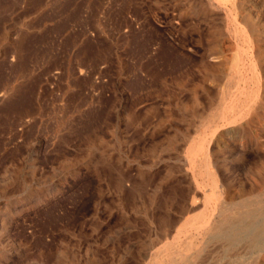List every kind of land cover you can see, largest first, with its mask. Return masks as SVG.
<instances>
[{"label":"rangeland","instance_id":"374dc122","mask_svg":"<svg viewBox=\"0 0 264 264\" xmlns=\"http://www.w3.org/2000/svg\"><path fill=\"white\" fill-rule=\"evenodd\" d=\"M263 127L264 0H0V264H264Z\"/></svg>","mask_w":264,"mask_h":264},{"label":"bare ground","instance_id":"6f19581e","mask_svg":"<svg viewBox=\"0 0 264 264\" xmlns=\"http://www.w3.org/2000/svg\"><path fill=\"white\" fill-rule=\"evenodd\" d=\"M247 21V20H246ZM249 23V22H248ZM250 24V23H249ZM248 25V24H247ZM253 25V24H252ZM252 27V26H251ZM255 27V26H254ZM253 29H255V28H253ZM252 30V29H251ZM254 103V102H253ZM250 104H252V103H250ZM245 105V104H244ZM247 108V107H246ZM242 113V112H241ZM237 116L239 117V113L237 114ZM236 116V117H237ZM230 117V116H229ZM235 117V118H236ZM242 117V116H241ZM234 118V117H233ZM231 120H233V121H236V120H234V119H231ZM231 122V121H230ZM263 125V124H262ZM264 128V127H263ZM229 131V130H228ZM205 140V139H204ZM202 143H204V142H201V145H202ZM198 145V144H197ZM203 146V145H202ZM204 149V148H203ZM206 150V149H205ZM194 151H196V149L194 150ZM198 152H199V149H198ZM209 152V151H208ZM207 152V153H208ZM195 154V153H194ZM211 172V171H210ZM254 181V180H253ZM258 183V182H257ZM226 185V184H225ZM246 185V184H245ZM249 185V184H248ZM258 185V184H257ZM227 186V185H226ZM264 186V185H263ZM198 187V186H197ZM228 187V186H227ZM256 187V186H255ZM239 188H240V186H239ZM252 188V187H251ZM254 188V187H253ZM258 188H259V186H258ZM261 188V187H260ZM219 189H220V187H219ZM222 189V188H221ZM235 189V188H234ZM245 189H247V188H245ZM198 190H199V188H198ZM257 190V189H256ZM262 190V189H261ZM239 191V190H238ZM247 191V190H246ZM245 192V191H244ZM227 193V192H226ZM226 193H225V196H226ZM239 193V192H238ZM220 194V193H219ZM240 194V193H239ZM228 195V194H227ZM245 195V194H244ZM249 195V194H248ZM263 195V194H262ZM252 196V195H251ZM224 197V196H223ZM228 197V196H227ZM258 198H259V196H258ZM237 199V198H236ZM242 199V198H241ZM247 199H249L248 197H247ZM251 199V198H250ZM261 199V198H260ZM244 200V199H243ZM196 201V200H195ZM206 201H208L207 199H206ZM232 200H229L228 202H231ZM234 201V200H233ZM248 201V200H247ZM251 201V200H250ZM249 201V202H250ZM254 201H255V199H254ZM258 201V200H257ZM236 202V201H235ZM241 202V201H240ZM246 202V201H245ZM259 202V201H258ZM258 202H256L257 204H258ZM261 202V201H260ZM209 203V202H208ZM263 203V202H262ZM261 203V206H262V208H263V204ZM196 204V203H195ZM194 204V205H195ZM231 204H233L232 202H231ZM256 204V206H258ZM260 204V203H259ZM190 205H191V203H190ZM210 206V205H209ZM255 206V205H254ZM234 207V206H233ZM253 207V206H252ZM251 207V205L249 204V203H246L245 205H239L237 208H236V210H234L232 207H227L226 205L225 206H223V207H221V209H220V212H219V214H217L218 215V217H219V219H214L212 222H210V224H209V226H208V228L209 229H211L215 234H219L222 230H223V228H239V227H241L243 224H244V222H246L247 220H252L251 221V224H249L248 226H246L247 228H264V220L263 221H260V220H255V218L257 217V211H258V209L256 208V207H254V208H252ZM190 208V207H189ZM218 208V207H217ZM259 209H260V207H258ZM213 209V208H212ZM264 209V208H263ZM214 211V210H213ZM215 211H216V209H215ZM214 211V212H215ZM212 212V211H211ZM210 213V212H209ZM211 215H213L212 213H211ZM210 215V216H211ZM216 215V216H217ZM208 216V215H207ZM209 216V217H210ZM263 216H264V214H263ZM262 217V215L260 216V218ZM216 218V217H215ZM258 218V217H257ZM262 219V218H261ZM208 221V220H207ZM182 222V221H181ZM208 222V223H209ZM205 223H207V222H205ZM205 223H203L204 225H205ZM184 224V223H183ZM202 224V225H203ZM203 225V226H204ZM208 225V224H207ZM206 226V225H205ZM182 227V226H181ZM190 227V226H189ZM194 227H197V226H194ZM199 227V226H198ZM191 228V227H190ZM202 228H204V227H202ZM199 229H200V227H199ZM229 230V229H228ZM262 230H264V229H262ZM187 231V230H186ZM198 231V230H197ZM201 231H203V230H201ZM233 231V230H232ZM252 232V231H251ZM205 233V232H204ZM203 233V234H204ZM237 233V232H236ZM245 233V232H244ZM186 234H187V232H186ZM185 234V235H186ZM222 234V233H221ZM225 234V233H224ZM228 234H229V232H228ZM234 234V233H233ZM239 234V233H238ZM246 234V233H245ZM260 234V233H259ZM175 235V234H174ZM184 235V236H185ZM197 235V234H196ZM242 235V234H241ZM250 235V234H249ZM200 236V235H199ZM186 237V236H185ZM202 237V236H201ZM207 237V236H206ZM237 237H238V235H237ZM177 239L179 238V237H176ZM175 238V239H176ZM195 237H193V239H194ZM203 238V237H202ZM225 238L227 239V237L225 236ZM236 238V237H235ZM255 238V237H254ZM190 240V239H189ZM195 240V239H194ZM210 240V239H209ZM224 240V239H223ZM228 240V239H227ZM247 240V239H246ZM200 241V240H199ZM229 241V240H228ZM234 241V240H233ZM171 242V241H170ZM187 242V241H186ZM193 242V241H192ZM191 242V243H192ZM197 242V241H196ZM243 242V241H242ZM172 243V242H171ZM171 243H170V246H171ZM189 243H190V241H189ZM195 243V242H194ZM202 243V242H201ZM200 243V245H202ZM208 243V242H207ZM209 243H210V241H209ZM208 243V244H209ZM228 243V242H227ZM231 243V242H230ZM237 243H238V241H237ZM250 243V242H249ZM255 243H257V242H255ZM185 244V243H184ZM207 244V245H208ZM221 244V243H220ZM241 244V243H240ZM251 244H252V242H251ZM176 245H177V243H176ZM187 245L188 244H185L184 246H186L187 247ZM190 245V244H189ZM193 245V244H192ZM243 245V244H242ZM250 245V244H249ZM194 246V245H193ZM198 246V244L195 246V247H197ZM214 246V245H213ZM234 246V245H233ZM237 246V245H236ZM192 247V246H191ZM190 247V248H191ZM206 247V246H205ZM247 247H249V246H247ZM170 248V247H169ZM189 248V249H190ZM250 248V247H249ZM176 249V248H175ZM195 249V248H194ZM200 249H204V248H200ZM199 249V250H200ZM227 249V248H226ZM188 251H191V250H188ZM194 251V250H193ZM195 251H196V249H195ZM208 251V250H207ZM263 251V250H262ZM169 252V251H168ZM174 252V251H173ZM204 252V251H203ZM167 253V252H166ZM186 254H187V252H185ZM184 253V254H185ZM194 253V252H193ZM200 253V252H199ZM158 254V253H157ZM179 254V253H178ZM178 254H175V255H178ZM183 254V253H182ZM182 254H179V257H177V258H174V259H172L173 261L171 262L172 264H184V258H183V256L185 257V255H183L182 256ZM161 255V254H160ZM159 255V256H160ZM200 255V254H199ZM189 256V255H188ZM154 258V257H153ZM170 258V257H169ZM168 258V259H169ZM246 258H248V257H246ZM245 258V259H246ZM167 259V258H166ZM161 260H163V259H160V261L159 262H161ZM154 261H156L155 259H154ZM170 261V260H169ZM153 262V261H152ZM164 262V261H163ZM158 263V262H157ZM187 263V262H186ZM200 263H201V261H200ZM163 264V263H162ZM166 264H168L167 262H166ZM193 264V263H192Z\"/></svg>","mask_w":264,"mask_h":264}]
</instances>
